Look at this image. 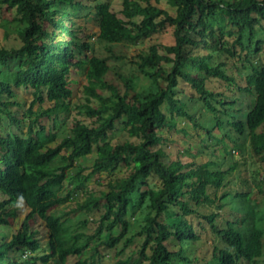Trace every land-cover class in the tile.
<instances>
[{
    "label": "trees",
    "instance_id": "16d2710c",
    "mask_svg": "<svg viewBox=\"0 0 264 264\" xmlns=\"http://www.w3.org/2000/svg\"><path fill=\"white\" fill-rule=\"evenodd\" d=\"M145 1L144 6L139 0H124L122 19L112 12L113 0H0V13L15 12L17 24L14 44H8L13 34L7 32L0 40V114L12 125L28 122L23 134H0V226L13 221L16 213L10 206L24 203L30 209L12 239L0 231V264H67L70 256L81 257L90 249L92 261L75 264H102L101 246L120 247L115 264H201L194 247L207 232L220 245L205 264L260 263L264 229L258 226L262 218L257 205L247 202L252 194L245 171L234 184L230 178L238 162L230 169L212 170L218 164L211 161H166L168 140L163 131L178 130V120L185 119L197 131H205L203 136L198 134L203 142L231 140L242 156L247 145L264 169V65L253 60L263 51L264 39L259 36L264 32V0H165L176 10L175 16ZM73 7L94 15L97 40L105 44L107 56L77 58L91 52L93 44L78 42L74 22L78 15L72 13ZM140 18L149 22L141 25ZM166 28L172 29V43H151L130 61L150 88L131 95L133 77L116 72L123 92L110 78L115 70L111 61L123 59L113 46L152 41ZM231 61L234 69H238L235 63L243 64L246 85L239 89L255 97L247 110L236 109L237 100L228 94L237 85V78L227 73ZM84 67L86 103L76 109L94 126L75 120L68 132L63 126L71 112L69 75ZM6 71L16 73L13 85L1 79ZM211 79L224 81L227 93L210 89ZM14 87L30 89L34 95L21 120L11 111L18 105ZM46 100L54 106L43 108ZM93 101L97 107L91 106ZM202 109L214 115L217 129L230 127L247 144L238 145L230 133L220 139L201 124L197 113ZM46 118L53 120L51 129L43 123ZM118 122L139 142L112 145L110 134ZM58 139L61 143L52 147ZM95 147L97 159L85 176L82 164ZM121 166L129 171L127 176L110 181L108 190L88 195L70 212L91 214L104 209L93 235L85 232L89 220L76 223L69 213L54 211L75 199L76 190H84L92 177L112 174ZM250 173V181L263 193L264 173ZM79 179L76 190L61 195L66 182ZM39 220L47 230L46 240L39 238ZM140 221L139 231L133 232ZM116 229L119 235L94 244L104 232ZM138 238L143 242L138 244ZM171 241H176L178 250L169 248Z\"/></svg>",
    "mask_w": 264,
    "mask_h": 264
},
{
    "label": "rangeland",
    "instance_id": "374dc122",
    "mask_svg": "<svg viewBox=\"0 0 264 264\" xmlns=\"http://www.w3.org/2000/svg\"><path fill=\"white\" fill-rule=\"evenodd\" d=\"M123 1L124 0H113L112 3V12L117 14L119 18L124 19V16L122 14L123 10ZM142 5H146L145 0H139ZM151 3L159 8H162L166 11H168L171 15H176V10L173 9L168 5V3L165 0L157 1V0H151ZM64 10H69L68 7H64ZM93 10V9H92ZM72 13H75L78 15V17L74 18L75 22V28L79 30L78 36V42L83 43L90 41L93 44V49L91 52L83 55V56H77L78 59L85 60L88 57H92L93 55H100V56H107L106 53V46L105 44H101L97 37L99 35V29L96 25L94 15H91L89 13V10L86 9H78L77 7L71 8ZM16 17L15 12H6L5 10L1 11L0 13V40L4 39L5 32L13 34L11 38L8 40V44H14L15 40L14 37L16 36V28L17 24L14 21V18ZM137 22L141 25H146L149 20L146 18H140L137 19ZM264 28V21H262L261 24ZM259 30L260 27H257ZM259 38L264 39V32L260 34ZM5 41V40H4ZM173 42V34L172 29L166 28L165 31L160 33L159 35L155 36L154 39L146 40L140 43L137 46H130V45H115L113 46L114 53L119 56L120 58H123L121 60H112L110 65H112L113 68H115L114 72L111 73L110 78L115 83H117L122 91L124 92V84L121 82L116 74V72H119L120 74L124 75L125 77H133L134 84H133V90L131 92V95L134 94L136 90H147L150 88V83L147 80H144L139 76V74L134 70L132 65L130 64V61L132 58L138 55V53L142 51H147L151 43H157L161 45L170 44ZM161 53H163L161 51ZM253 60L259 65H264V45H263V51L259 52L257 55L253 57ZM230 69L227 72L229 76L236 77L237 78V85L232 86V91H230L228 94L230 97L237 100L236 103V109L239 110H247L249 107H251L255 97L251 94L242 92L239 88L246 85L245 77L243 74H245V71L243 73L241 72L243 64L241 63H235L238 66V69H234V63L231 61L229 62ZM15 66L13 67V69ZM169 69V67L167 66ZM236 68V67H235ZM11 69V70H13ZM16 73L6 71L1 75V79L3 81H7L11 83L12 85L16 81ZM69 82H70V88L72 91V96L69 99V104L71 107V112L68 115L67 122L65 123V131H70L71 127L74 124L75 120H80L84 122L87 125L94 126V122L92 119L88 118L85 114L79 113V110L76 109L77 106L83 105L86 103V95L84 94V88L88 84L87 77H86V67H84L83 70L73 69V71L69 75ZM208 87L213 90H217L220 92L227 93L224 81L220 80L217 81L216 79H211L208 82ZM14 90L16 92V97L14 98L15 102H17V106H14L11 108L12 113L14 116H16L17 119L21 120L23 118V114L26 112V110L31 106L34 95L32 90L25 89V88H15ZM106 96H109V92H104ZM54 106L53 102L45 101L42 104V107L45 109L52 108ZM91 106H98V102L93 101L91 103ZM35 110L39 108V104L35 105ZM197 113V112H196ZM200 116V122L204 126H208L215 135L219 136L221 139L222 136H224L226 133H230L233 136V140H238V145L247 144L245 137H241L238 135H235L233 133V129L230 127H227L226 130H219L215 127L214 123V115L207 110H200V113H197ZM43 123L47 126L48 129H51L53 120L50 118H46L43 120ZM179 126L178 130L173 129L171 131L165 130L163 131V135L167 138L166 145H164V150L166 151L168 158L166 161H177L182 160L183 163L188 164L191 162L196 163H205L207 161H211L214 163H217L218 166H213L212 170L217 169H230L234 166L235 162H238L239 165L237 166V169L232 174L230 180L236 184L238 183V180L240 177L244 174L245 171V177L249 179V184L251 187V197L248 199L247 202H249L252 206L257 205L258 210V216L259 218H262V221L259 222L258 226L259 228L264 229V192L261 193L260 189L253 183V181H250V172L258 170L260 173H264V169L261 168L260 163L257 161L255 157H253V154L250 151V148L246 145V153L245 156H242L240 151L235 148V145L231 140H216L212 139L209 141H202L201 136L205 135V131H197L193 127L192 123H189L187 120H178ZM28 128V122H23L20 126L12 125L10 119L6 117L5 115L0 114V134L6 135L10 132H16L18 134H23L27 131ZM183 130H186L188 133H185ZM264 131V128H263ZM205 139V137H204ZM125 142H132V143H138L139 140L136 138H131L124 128L122 122H118L116 129L111 132L110 134V143L112 145H119ZM61 143V139H58L56 142L52 143V147H57ZM96 147L94 149V153L88 156V158L83 162L82 167L84 168V175L87 176L91 173L93 166L95 164V161L97 159L96 154ZM65 154V153H63ZM234 154V158L232 155ZM129 171L125 166H121L116 172L109 174V173H101L97 176L92 177L85 186V189H77L76 187L80 183L79 180H75L74 182H66L65 183V189L62 192V196H66L67 193L71 190H76V197L75 199H71L61 205L59 208L54 210L58 214H67L68 218H72L74 222H80L82 220H89V223L87 224V227L85 229V232L89 235H93L100 224V218L101 215L104 213V209L96 210L95 212L91 214H87L84 212H77L73 213V215H70V212L72 210H75L77 208L78 203H82L86 197L90 194L100 195L102 191L108 190V183L110 181H113L117 178H122L127 176ZM264 189V188H263ZM264 191V190H263ZM223 194V192L221 193ZM220 194V195H221ZM0 197L3 198V196L0 193ZM10 210H15V215L13 217V221L8 225L0 226V231L4 232L8 239H12L13 235L16 234L22 227V224L24 222V219L28 215L30 209L24 204L19 203L16 206H10ZM172 211H177L176 209H172ZM141 221L139 223H135L133 225V232L139 231ZM219 225H223V221L219 222ZM41 231V235L39 238H42V240H46L48 238L47 230H45L43 223L39 220L38 225L36 227ZM120 234V229L114 230L112 233L104 232L100 237H98L95 241V243L98 242H106L108 241L112 236H117ZM143 242L142 238L137 239V243L140 244ZM216 245H220V242L215 240V238L212 236L210 232H207L203 239L195 246L194 248L197 249L198 255L201 257V264H205L207 261H210V259L213 257V251L214 247ZM168 246L171 250L176 251L178 250L176 241H171L168 243ZM192 249V250H191ZM102 254L105 256L103 259L102 264H115L120 257L117 256V252L120 250V247L114 248V249H106L104 246H101L99 249ZM191 252L193 251V247L190 248ZM94 251L91 249L86 251L81 257L77 256H70L67 260V264H75L79 260H88L89 262L92 261V255ZM131 253V250L127 252V255L121 258H126ZM259 264H264V235H263V256L259 260Z\"/></svg>",
    "mask_w": 264,
    "mask_h": 264
}]
</instances>
